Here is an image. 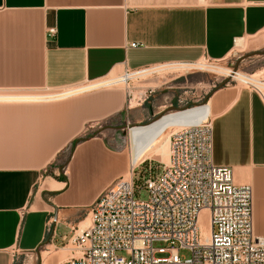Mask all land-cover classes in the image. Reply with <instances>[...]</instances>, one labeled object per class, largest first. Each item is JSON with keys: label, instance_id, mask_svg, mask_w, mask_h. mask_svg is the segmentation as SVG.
Returning <instances> with one entry per match:
<instances>
[{"label": "crops", "instance_id": "crops-1", "mask_svg": "<svg viewBox=\"0 0 264 264\" xmlns=\"http://www.w3.org/2000/svg\"><path fill=\"white\" fill-rule=\"evenodd\" d=\"M241 39L264 45V0H0V93L31 97L37 94L24 93L121 72L221 62ZM142 93L135 108L129 94L109 89L59 105L0 103V264H47L43 251L65 248L71 228L127 173L129 158L104 140H76L83 123L117 116L125 127L142 125L198 96L169 94L164 101L153 89ZM206 102L214 164L253 183L255 230L264 236V104L237 86L214 91ZM120 157L125 169L99 182Z\"/></svg>", "mask_w": 264, "mask_h": 264}, {"label": "built area", "instance_id": "built-area-1", "mask_svg": "<svg viewBox=\"0 0 264 264\" xmlns=\"http://www.w3.org/2000/svg\"><path fill=\"white\" fill-rule=\"evenodd\" d=\"M229 71L235 81L240 72ZM244 75V88L264 104V70ZM145 163L115 180L71 228L65 246L70 256L60 264H264V236L255 230L254 187L236 183L231 168L214 164L212 117L172 134L169 161L158 173L150 165L139 175ZM142 189L146 200L140 199ZM203 212L208 213L209 236L201 226ZM155 243L165 247L156 249ZM181 251L190 257H181Z\"/></svg>", "mask_w": 264, "mask_h": 264}, {"label": "rangeland", "instance_id": "rangeland-1", "mask_svg": "<svg viewBox=\"0 0 264 264\" xmlns=\"http://www.w3.org/2000/svg\"><path fill=\"white\" fill-rule=\"evenodd\" d=\"M246 45L243 48H238L234 51L226 60L221 62H214V63H207L206 60L201 61V64H207L212 66L222 67L224 69L229 70H238L240 73L243 74H252L257 73L264 70V45L263 46H253L251 40H245ZM199 65V66H200ZM159 67V68H158ZM161 67V68H160ZM197 67V66H196ZM195 67V68H196ZM157 68V69H156ZM163 68V69H162ZM148 69L150 74H147L143 77H138L134 80L129 82V90L124 87L123 84L114 85L111 87L101 88L102 89H109V90H122L123 92L127 93L132 91L134 93L135 101L139 99V92L142 93L144 90L153 89L157 93L155 94V98L157 100H167V95L170 94V97L178 98L188 97L191 93L197 94V100L195 101H185L184 104L179 106H174V110L171 108L170 110H164L161 115L154 118L150 122H146L142 125H135L137 126H146L159 118L169 114L170 112H179L182 110H187L189 108H193L205 103L206 98H208L214 91L226 87L237 86L239 89L244 88L243 85H240L239 82L233 81L231 78H228L224 75H219L217 73H213L210 71H204L199 69H185L182 67H163V66H155ZM158 69H161L159 72ZM151 70V71H150ZM146 71V70H143ZM153 71V72H152ZM153 73V74H152ZM125 73H117V76H110V78L115 77H122ZM90 83V82H89ZM89 83L83 84L87 85ZM76 87V86H75ZM75 87L70 88H63L57 90H42L40 92H26L24 94H37L36 96L40 95H48V94H60L67 90L73 89ZM98 90H93L90 92H95ZM90 92H86L79 96H73L64 100L59 101H51L52 104H64L70 102L72 100H76L81 98L84 95L89 94ZM0 95H7L2 94ZM32 96V95H31ZM34 96V95H33ZM137 104V103H135ZM213 118V116H211ZM133 126V125H132ZM131 126V127H132ZM123 127H125V123H123L117 116H110L106 118L88 120L87 122L81 125L80 133L77 135L76 140H85L90 138H100L104 140L107 146H111L115 153H121L126 158H129V133L127 130L122 131ZM174 132V131H173ZM71 148L66 153L59 154L58 163L64 164L66 160L69 158L71 154ZM169 152V151H168ZM147 163L142 165L138 169L139 175H144L148 167L151 165L152 171L154 173H158L163 164L160 159L157 160H146ZM125 160L120 157V159H116L115 162L111 165H107L105 169H103L100 176L97 178L99 182L102 180H107L114 174L118 173V170L125 169ZM129 171V167L127 168ZM64 174V172H63ZM252 184V183H251ZM148 198V194L146 190L142 189L140 194V199L146 200ZM255 202V198H254ZM154 247L156 249L164 248L165 245L162 243H155ZM61 249V248H60ZM54 248H51V251H43L42 257L43 260H47V264H60L61 262L67 260L66 254L64 250H60L58 253H55ZM181 257L189 258L190 253L187 251L180 252ZM158 258H167V254H158Z\"/></svg>", "mask_w": 264, "mask_h": 264}, {"label": "bare ground", "instance_id": "bare-ground-1", "mask_svg": "<svg viewBox=\"0 0 264 264\" xmlns=\"http://www.w3.org/2000/svg\"><path fill=\"white\" fill-rule=\"evenodd\" d=\"M245 45H246L245 39L238 40L235 49L243 48ZM200 64L201 62H198L197 64H192V65H175L171 67H182L185 69H199L201 71L202 70L210 71V72L217 73L219 75L221 74V75H224L230 78L231 73L227 69H224L218 66L215 67L212 65H207L206 63L202 65ZM163 67H168V65L163 66ZM160 70L161 69H158L157 71L159 72ZM150 73L151 72H148L146 70V71L135 73L129 77L122 76V77H115V78H106L96 83L87 84L84 86H76L75 88L67 90L60 94H51V95L48 94V95L31 96V97L26 96L22 98H19L18 96L13 97V96H8V95H0V103L59 101V100H64V99L73 97V96H78L86 92L98 90L101 88L111 87V86L118 85V84H123L124 87L129 90L130 88L129 82H128L129 80H134L138 77H143ZM245 78L246 76L243 73H240L239 76H236L234 80L238 81L239 84L242 85ZM128 94L131 96L128 106L129 108H135L138 102L141 100L143 93L139 92V99L137 101H135L134 93L132 91L128 92ZM211 116L212 115H211V112L209 111V104H208L206 106H196V107L189 108L187 110H182L179 112L178 111L173 112V113L170 112L169 114L159 118L158 120L146 126H137V127H134L133 129H130L129 131V163H130L129 169L130 171L131 169L137 167L139 164H141L142 162L146 160L160 159L163 162L168 163L169 158H170V141H171L172 134L176 132L178 129H180L182 126H186L189 124H196L200 121L206 120L208 117H211ZM129 173L130 172L127 171V173L124 176H128ZM236 180L237 179H235V182L238 184L252 183V182H245L243 180H237V181ZM256 187H257V184H256ZM207 214H208L207 212H203L201 215V221H200L205 236H209V232H210ZM89 222H90V219L88 218L82 224V226L83 227L87 226ZM61 249L64 250V253L66 254V258H69L70 256L69 249L67 247L61 248ZM61 249L55 251V253H58Z\"/></svg>", "mask_w": 264, "mask_h": 264}, {"label": "water", "instance_id": "water-1", "mask_svg": "<svg viewBox=\"0 0 264 264\" xmlns=\"http://www.w3.org/2000/svg\"><path fill=\"white\" fill-rule=\"evenodd\" d=\"M174 110V108H172Z\"/></svg>", "mask_w": 264, "mask_h": 264}]
</instances>
